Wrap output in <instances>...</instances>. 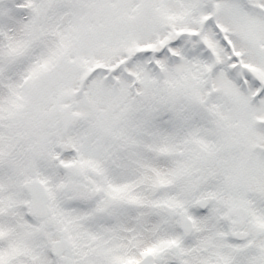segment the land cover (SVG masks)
Instances as JSON below:
<instances>
[{
    "label": "snow or ice",
    "instance_id": "snow-or-ice-1",
    "mask_svg": "<svg viewBox=\"0 0 264 264\" xmlns=\"http://www.w3.org/2000/svg\"><path fill=\"white\" fill-rule=\"evenodd\" d=\"M0 264H264V0H0Z\"/></svg>",
    "mask_w": 264,
    "mask_h": 264
}]
</instances>
